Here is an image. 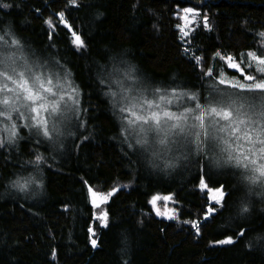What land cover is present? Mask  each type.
Listing matches in <instances>:
<instances>
[{
    "label": "trees",
    "instance_id": "1",
    "mask_svg": "<svg viewBox=\"0 0 264 264\" xmlns=\"http://www.w3.org/2000/svg\"><path fill=\"white\" fill-rule=\"evenodd\" d=\"M186 8L199 9L207 24L185 41L177 25ZM261 33L264 0H0V36L11 35L40 59L71 72L81 91L83 120L61 160H51L32 141L12 146L3 140L0 264H264L261 186L204 154L188 179L158 170L130 148L111 95L125 72L112 69L123 62L159 84L187 90L210 91L221 66L244 79L223 62L227 57L245 75H255L245 54H264ZM32 170L42 173L38 201L14 186ZM202 170L211 188L223 189L220 209L198 186ZM119 185L124 187L116 195L93 206L92 192L106 196ZM156 196L171 197L180 218L159 219L151 203Z\"/></svg>",
    "mask_w": 264,
    "mask_h": 264
},
{
    "label": "snow or ice",
    "instance_id": "2",
    "mask_svg": "<svg viewBox=\"0 0 264 264\" xmlns=\"http://www.w3.org/2000/svg\"><path fill=\"white\" fill-rule=\"evenodd\" d=\"M70 3L75 4V0H70ZM8 7V5H3ZM185 13H190L193 16L198 15L192 8L183 10ZM60 21H64L63 13L57 14ZM187 17H185L186 19ZM49 27L54 28L55 25L51 19L45 21ZM66 27H70L65 22ZM183 31L181 25H177ZM185 35L188 33L185 32ZM74 42L78 47H83L84 42L80 36L75 32ZM264 36V33L260 34ZM0 36V41H3ZM13 44H18V41H13ZM217 56L220 53L216 54ZM247 55L255 62V71L264 74V54L257 55L255 52H249ZM228 62V66L235 68L243 75V69L238 63L233 62L232 57L224 58ZM15 60L13 55H5L3 51V44H0V117L6 120H12V113H18L19 117H25V112L28 113L27 119L35 121L32 127L37 129V134H42L50 138L49 118L60 110L61 101L65 97L59 95L58 99H49L50 97H57V88H62V85L57 81L53 82L50 76H44L42 73L37 74L30 66L25 65L24 70H17L14 66ZM248 67H252L251 64ZM9 68L11 71H9ZM131 69L126 75L131 79ZM209 75L211 72L208 73ZM246 81H252L250 84L232 82L227 79H220L219 84L227 85L230 88L237 89L236 93H229L227 89H216L215 95H212L207 100L206 104L199 102L195 103L194 107H185L183 111H172L162 105H171L172 99L167 95L160 94L159 88L154 90L153 99H149L144 91L139 95H124L122 100L127 101L124 107L119 110L122 113H128L127 121L129 126H138L135 128L139 134H142L137 143L141 145L149 144V133H155L158 137L160 145H167L169 143V135H194L197 142V148L200 151L207 149V152L215 153V163L220 165L221 160L225 163H233L236 167H243L249 169L254 174L249 179L253 182L257 179L264 178V76L257 80L255 75H244ZM11 83L12 87L9 86ZM120 83V81H117ZM130 92V89H122ZM256 93L254 97L243 96L242 93ZM11 94V95H8ZM111 95L115 97L116 92ZM170 95L175 96L172 92ZM187 95V94H182ZM72 99V97H69ZM191 100L196 101L197 97L192 95ZM258 101V103H257ZM75 102V101H74ZM115 103V101H114ZM23 108L25 111H21ZM191 119L193 123L187 124ZM3 124V120H0ZM192 129H200L198 132H191ZM52 130L56 131V125L53 123ZM187 130V131H186ZM0 131H7L9 133L8 139L16 136V125L12 124L10 127L4 125ZM201 135L203 139H200ZM3 139H0V146H3ZM207 152L205 155H207ZM37 162L41 157L37 156ZM14 182V186L21 191L25 190L28 183H31V178H22ZM211 177L208 173L202 170L199 177V187L201 190L212 193V199L216 203H220L223 198V189H213L209 186ZM119 189H114L113 192L100 198L101 203H106L108 196H111ZM91 192L92 190L89 189ZM93 197L97 193L92 192ZM170 200L171 197L156 196L151 203L155 204L158 200ZM96 207H101V203H96ZM209 212L213 211L209 208ZM107 213H103L106 217ZM157 215H167L157 210ZM103 218V217H101ZM172 219V216H168ZM198 228V225H194ZM222 243H231V240L222 241ZM95 244V241H93Z\"/></svg>",
    "mask_w": 264,
    "mask_h": 264
},
{
    "label": "rangeland",
    "instance_id": "3",
    "mask_svg": "<svg viewBox=\"0 0 264 264\" xmlns=\"http://www.w3.org/2000/svg\"><path fill=\"white\" fill-rule=\"evenodd\" d=\"M194 9V8H192ZM198 15L193 16L190 13H183L182 14V24L183 31H181L182 39L186 41L189 37L191 32L197 27L201 25H206L207 22L205 17L202 15L199 9H194ZM185 17H187L185 19ZM49 20V19H48ZM52 20V19H51ZM53 21V20H52ZM54 23V21H53ZM49 27V25L47 24ZM53 29L52 27H49ZM181 30V29H180ZM187 32L188 34L185 35L184 33ZM13 37L11 35H7L4 37L3 41H0V44H3V51L5 55H13L15 60V67L17 70H24L25 65L30 66L37 74L42 73L44 76H50L53 79V82H59L62 85V88H57V97H50L49 99H58L59 95H63L65 97L64 101H61L60 110L58 113L54 114L49 118V131H50V138L45 137L42 134H37V129L32 127L35 121L27 119L28 113L25 112V117H19L18 113H12V120H6L3 117H0V120H3V124H0V129H3L4 125L11 126L12 124L16 125V136L12 137L11 140L8 139L9 133L7 131H0L3 140L6 143H9L12 146H15L18 142H34L36 145L46 148L49 153V157L51 160H61L65 156L68 155V151L70 149L71 142L79 136L81 132V128L83 127V120H82V96L81 91L78 85L76 84L71 72L66 68L61 67L55 61H46L40 59L35 53L28 51L22 44L18 42V44H13ZM254 52V51H249ZM247 52V53H249ZM246 55L247 61V68L254 70L252 71L257 80H260L264 74L258 73L255 71V62L251 60V58ZM256 53V52H255ZM257 54V53H256ZM259 56V55H258ZM225 64H227L226 60H223ZM251 64L252 67H248ZM114 69L120 70L123 69L125 72L122 74H118L117 80L114 81L112 84V92H116L117 95L113 97L115 101V107L117 109V113L121 120L120 125L122 127V131L125 135V139L127 140L128 144H130V148L138 153L143 159L151 160V162L156 166L158 170L160 168H164L169 170V172L182 175L185 179L193 177L198 170V161L200 159V155L207 152V149L204 151H200L197 148V142L194 135H169V143L167 145H160L158 141V137L155 133H149L148 140L149 144L141 145L137 143V139L141 137L142 134H139L135 131V128L138 126H129L127 118L128 113L120 112V108L124 107L127 101L122 100V96L124 95H139L141 91H144V94L148 96L149 99H153L154 90L159 88L161 90L160 94L167 95L169 99L173 100L171 105H162V107H167L172 111H176L178 114L179 112L183 111L185 107H194L195 103L199 102L201 104H206L207 100L211 98L212 95H215L216 89H227L229 93H236L238 90L234 88H230L227 85L219 84V80L224 78L232 82H240L250 84L252 81H246L245 79H241L238 76H232L223 71V67L221 66L218 70V74L215 79V83L211 84L210 91L209 90H190V89H177L173 87V85L169 83H157L153 81L149 76H145L141 68L135 67L133 65H129L127 63L117 64ZM131 69V76L130 79L126 73ZM9 71L11 69L9 68ZM251 75H253L251 73ZM259 75V77L257 76ZM120 81V83H117ZM9 86L12 87L11 83ZM122 89H130V92L123 91ZM203 91V92H202ZM172 92H175L176 95H170ZM187 94V95H182ZM11 95V94H8ZM192 95L197 97L196 101L190 99ZM243 96L247 97H254L256 93H242ZM72 97V99H69ZM75 101V102H74ZM258 103V101H257ZM21 111H25L21 108ZM53 123L56 125V131L52 130ZM193 121L189 119L187 121L188 125H191ZM187 131V130H186ZM200 129H192L191 132H198ZM200 139H203L201 135ZM20 140V141H19ZM211 160L215 161L216 155L212 152H207V155ZM45 159V156H43ZM222 165L230 166L229 170H235L236 168L240 169L243 172L244 177L248 178L252 177L253 175L258 176V173H253L249 169H245L243 167H236L234 162L233 163H225L223 160L220 162ZM203 165V159H201V167ZM233 168V169H231ZM156 169V170H157ZM163 169V170H164ZM236 171V170H235ZM42 173L40 171L32 170L25 178H31V183H28L25 190L21 191L19 188L18 191L23 195L30 199H38L42 196L43 192V182L40 176ZM252 183H256L261 186V191H264V178L257 179L253 182V180L249 179ZM24 182V179L21 180ZM124 186H114L111 188L110 191L113 192L114 189H119L115 191V195L122 189ZM203 190H201L202 192ZM104 196L101 194H97L95 197L96 203H101L100 198ZM212 193H210V203L215 205V210L220 209L221 203H216L212 198ZM224 197V192H223ZM94 197H92L93 199ZM223 199V198H222ZM171 203V207H176L175 202L170 200H158L153 207L156 206L158 209L164 210V204L166 202ZM178 210V209H177ZM214 212H209V215ZM177 214L180 218V212L177 211ZM176 216V214H174ZM98 218L102 222L104 226L107 225V222L104 218ZM177 219V218H176ZM93 230H91L92 232ZM93 235V234H92ZM95 241L92 239V243ZM96 241L95 244L96 245Z\"/></svg>",
    "mask_w": 264,
    "mask_h": 264
},
{
    "label": "flooded vegetation",
    "instance_id": "4",
    "mask_svg": "<svg viewBox=\"0 0 264 264\" xmlns=\"http://www.w3.org/2000/svg\"><path fill=\"white\" fill-rule=\"evenodd\" d=\"M155 205V204H154ZM157 210H159L161 213H167V215H157V216H160L161 217V219H164V218H166V217H168V216H170V210L172 211V215L174 216V214H176V218H177V220L179 219V216H178V214H177V208L175 207H171V203H169V201L168 202H166L165 204H164V210H161V209H158L156 206H154L153 207V212H155L156 211V213H157ZM171 215V216H172ZM160 219V218H159Z\"/></svg>",
    "mask_w": 264,
    "mask_h": 264
},
{
    "label": "water",
    "instance_id": "5",
    "mask_svg": "<svg viewBox=\"0 0 264 264\" xmlns=\"http://www.w3.org/2000/svg\"><path fill=\"white\" fill-rule=\"evenodd\" d=\"M226 60V59H225ZM227 61V60H226ZM234 62V61H233ZM236 63V62H235ZM227 66H228V62H227ZM228 68L231 70V71H234V72H237V73H239L240 75H242L241 74V72L240 71H238L237 69H235V68H231V67H229L228 66ZM245 75V71L243 70V75L242 76H244ZM121 190V189H120ZM110 192H112V191H110ZM115 194H113V195H111V196H114ZM93 199H95V198H93ZM93 199H92V201H93ZM93 206L94 207H96L95 206V204L93 203ZM98 208V207H97ZM154 214L156 215L157 213H156V211L154 212ZM173 213H172V211L170 210V216L172 215ZM157 216V215H156ZM158 218H160L161 219V217L160 216H157ZM172 219H169L168 217H166V218H164V220L165 221H174V220H176V216H173L172 215ZM54 257H55V254H54Z\"/></svg>",
    "mask_w": 264,
    "mask_h": 264
}]
</instances>
